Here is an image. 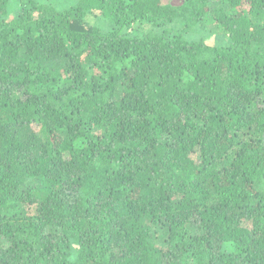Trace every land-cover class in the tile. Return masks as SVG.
I'll return each instance as SVG.
<instances>
[{"label":"trees","instance_id":"trees-1","mask_svg":"<svg viewBox=\"0 0 264 264\" xmlns=\"http://www.w3.org/2000/svg\"><path fill=\"white\" fill-rule=\"evenodd\" d=\"M11 6L0 264H264V0Z\"/></svg>","mask_w":264,"mask_h":264},{"label":"rangeland","instance_id":"rangeland-1","mask_svg":"<svg viewBox=\"0 0 264 264\" xmlns=\"http://www.w3.org/2000/svg\"><path fill=\"white\" fill-rule=\"evenodd\" d=\"M19 1L20 0H12L11 10L13 12V15L16 14L19 9ZM205 38L207 39V42L210 45H223L226 41V37L220 32L207 33L205 35Z\"/></svg>","mask_w":264,"mask_h":264}]
</instances>
